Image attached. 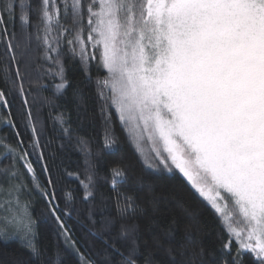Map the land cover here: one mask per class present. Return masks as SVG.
Returning <instances> with one entry per match:
<instances>
[{
  "label": "snow or ice",
  "instance_id": "6c2138e0",
  "mask_svg": "<svg viewBox=\"0 0 264 264\" xmlns=\"http://www.w3.org/2000/svg\"><path fill=\"white\" fill-rule=\"evenodd\" d=\"M0 42L5 45L0 105L9 107V95H19L28 129L26 138L15 130L19 147L0 137V159L12 161L0 169V237L19 238L33 256L41 255L30 201L21 199L26 185L17 167L24 161L35 182L29 159L35 153L42 170L49 171L43 163L41 124L28 99L34 86H43L30 78L29 69L38 61L51 65L45 74L59 78V94L68 85L62 57L70 53L86 67L96 61L98 71L106 73L96 79L104 148L117 144L113 110L126 130L140 129L149 140L158 137L167 155L153 148L151 156L143 157L145 167L182 173L219 216L228 234L222 246L234 253L232 264H242L245 251L264 264V0H38L34 8L29 0H0ZM3 119L17 128L15 120ZM55 120L71 139L64 115ZM76 144L88 164L86 182L81 181L87 200L95 187L89 162L93 153L86 139L77 137ZM110 176L117 215L105 219L102 231L115 230L116 235L102 236L101 264H138V225L129 222L139 207L137 197L128 186L127 167L113 166ZM47 183L53 185L51 176ZM41 192L59 235L80 264H97L72 239L55 189ZM153 242L161 245L158 238ZM190 251L193 257L203 253L202 248ZM167 252L171 255L172 249ZM54 264H60L59 254ZM144 264H152L151 259Z\"/></svg>",
  "mask_w": 264,
  "mask_h": 264
},
{
  "label": "trees",
  "instance_id": "16d2710c",
  "mask_svg": "<svg viewBox=\"0 0 264 264\" xmlns=\"http://www.w3.org/2000/svg\"><path fill=\"white\" fill-rule=\"evenodd\" d=\"M38 0H29L34 8ZM15 27L19 30V8H16ZM33 21L35 11L30 10ZM11 31L12 26H9ZM5 45L0 42V57L4 56ZM6 59V58H5ZM65 77L68 85L57 94L55 84L59 78L46 75L51 65L38 61L30 69V78L42 85L39 90L34 86L28 96L32 111L41 124L40 143L44 151L48 172L42 170V162L35 153L29 159L35 170L36 180L24 167V161H18L17 167L26 185L21 195L22 200L30 201L31 216L35 221L36 243L41 250L40 256H33L19 238L4 239L0 237V264H54L59 254L60 264H80L76 252L64 243V236L59 235L58 225L47 211V200L41 188H54L59 207L67 214L61 215L66 227L77 242L80 251L85 255L91 253L97 264H101L105 250L103 239L116 235L103 233L102 225L106 218L117 215L115 192L111 188L110 169L122 164L128 169L129 188L137 197L139 207L129 222L138 225L139 252L138 264H144L150 258L152 264H232V255L223 249L227 238L219 216L208 202L199 195L183 175L174 170L146 168L134 147L129 129L121 125L113 110L112 127L117 144L112 148L103 146L104 119L101 115V101L97 95L96 79L106 73L98 71L96 61L87 67L78 57L70 53L63 57ZM4 60H0V77L3 75ZM43 64V67L40 65ZM13 69L15 65H12ZM23 71V69H22ZM0 87H3L0 81ZM29 87L25 82V89ZM35 97V101H33ZM9 107L0 105V137L14 147L17 145L15 130L21 132V138L28 136L25 119L22 116V99L19 95H9ZM9 111L11 116L8 115ZM63 114L70 125L72 138L63 135L56 122L57 115ZM13 119L17 128H11L3 118ZM86 139L93 155L89 162L95 168V187L93 197L85 199V188L88 164L85 156L76 144V138ZM62 145V147H61ZM27 147V145H25ZM29 151H31L29 149ZM12 163L10 159H0V169ZM72 173V175H69ZM53 178V185H48L47 178ZM39 184L40 187H37ZM91 213V219L89 218ZM165 233H169L165 235ZM158 238L161 245L153 240ZM117 246L123 247V241L117 240ZM172 249L171 255L167 248ZM236 247L235 244L232 245ZM203 253L193 257L191 249ZM242 264H258L256 258L245 251Z\"/></svg>",
  "mask_w": 264,
  "mask_h": 264
},
{
  "label": "rangeland",
  "instance_id": "374dc122",
  "mask_svg": "<svg viewBox=\"0 0 264 264\" xmlns=\"http://www.w3.org/2000/svg\"><path fill=\"white\" fill-rule=\"evenodd\" d=\"M129 132L131 133L130 137L132 139V143L133 140L136 139V143H133V145L136 149L137 145L139 146L140 151L138 153L140 154L142 160L143 157L151 156L153 154V148L159 149L163 155H167L163 151V143L159 140L158 137H155L153 140H149L147 133L142 134L141 130L136 128H129ZM174 170H177L179 172L178 169ZM0 215H4L3 209H0Z\"/></svg>",
  "mask_w": 264,
  "mask_h": 264
}]
</instances>
